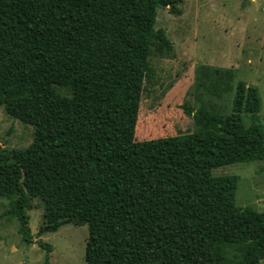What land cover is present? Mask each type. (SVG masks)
Here are the masks:
<instances>
[{"label":"trees","instance_id":"1","mask_svg":"<svg viewBox=\"0 0 264 264\" xmlns=\"http://www.w3.org/2000/svg\"><path fill=\"white\" fill-rule=\"evenodd\" d=\"M185 1L0 0V106L35 127L28 148L0 151V198L25 242L37 198L39 237L88 225L86 264H263L264 212L237 205L239 177L213 174L264 160L257 88L205 67L198 89L235 90L233 113L197 96L192 133L136 138L152 58L174 51L158 10Z\"/></svg>","mask_w":264,"mask_h":264},{"label":"rangeland","instance_id":"2","mask_svg":"<svg viewBox=\"0 0 264 264\" xmlns=\"http://www.w3.org/2000/svg\"><path fill=\"white\" fill-rule=\"evenodd\" d=\"M179 8L181 15L169 8L158 10L156 29L166 32L174 51L170 57L152 58L155 80L145 86L137 140L192 133L193 117L185 107L196 111L201 104L197 96L221 114L233 113L235 90L216 98L198 89L205 67L230 69L236 75L235 86L244 81L258 89L264 127V0H186ZM251 121L244 115L246 126ZM34 133V126L0 106V151L28 148ZM213 174L239 177L237 205L264 212V160L224 166ZM8 208L9 200L0 198V264H86L87 224H67L39 237L45 209L40 199H31L26 212L32 243H27L19 232V220L6 214ZM40 240L52 251L43 249Z\"/></svg>","mask_w":264,"mask_h":264}]
</instances>
